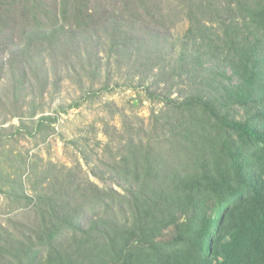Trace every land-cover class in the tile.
Listing matches in <instances>:
<instances>
[{"label": "trees", "instance_id": "obj_1", "mask_svg": "<svg viewBox=\"0 0 264 264\" xmlns=\"http://www.w3.org/2000/svg\"><path fill=\"white\" fill-rule=\"evenodd\" d=\"M181 20L176 63L160 69L168 92L141 86L162 108L147 126L116 110L100 152L80 153L85 174L6 149L26 127L0 135V264H264V0H0V37L19 35L11 55L32 59L78 53L87 36L122 53ZM141 50L153 72L162 49ZM178 79L189 89L172 97ZM56 120L30 130L47 136ZM12 159L29 192L3 175Z\"/></svg>", "mask_w": 264, "mask_h": 264}, {"label": "rangeland", "instance_id": "obj_2", "mask_svg": "<svg viewBox=\"0 0 264 264\" xmlns=\"http://www.w3.org/2000/svg\"><path fill=\"white\" fill-rule=\"evenodd\" d=\"M186 28L187 22L181 20L170 33L152 32L149 37L139 34L136 44L122 53L111 50L103 42V36L100 41L87 36L77 40L78 53H73L72 47L65 51L59 47L33 59L11 55L14 49L23 46L19 35L0 37V135L11 134L15 127L28 129L20 137L10 138L6 149L26 153L28 163L38 171L52 163L57 168L88 172L90 166L80 153L90 149L100 152L107 141L102 126L107 122L120 126L116 110L135 115L147 126L151 111L162 108L158 101L145 100L142 87L157 93L168 92L165 77L176 63ZM63 41L66 42L61 39L60 43ZM153 47L154 51L161 48L164 53L161 65L153 72H142L138 50ZM176 82L179 85L172 89V97L185 95L188 83L179 79ZM88 91L95 92V97L85 98L79 107H73ZM135 98L138 102L133 101ZM41 116L57 117L52 124L53 132L47 136L45 133L35 136L30 130L32 122ZM97 143L100 145L96 146ZM2 166L3 175H9L18 184L22 181L29 192L30 170H19L15 159Z\"/></svg>", "mask_w": 264, "mask_h": 264}]
</instances>
